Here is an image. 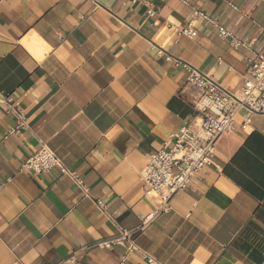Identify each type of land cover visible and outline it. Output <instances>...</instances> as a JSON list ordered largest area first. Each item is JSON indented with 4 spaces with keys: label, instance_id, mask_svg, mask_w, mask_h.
<instances>
[{
    "label": "crops",
    "instance_id": "obj_1",
    "mask_svg": "<svg viewBox=\"0 0 264 264\" xmlns=\"http://www.w3.org/2000/svg\"><path fill=\"white\" fill-rule=\"evenodd\" d=\"M0 0V264H264V114L241 111L215 166L134 237L100 248L155 214L142 171L198 115L187 68L237 93L247 59L264 58V0ZM251 44L234 49L202 18ZM249 120L247 130L241 126ZM48 148L88 188L25 161ZM97 201L106 205L99 210Z\"/></svg>",
    "mask_w": 264,
    "mask_h": 264
},
{
    "label": "built area",
    "instance_id": "obj_2",
    "mask_svg": "<svg viewBox=\"0 0 264 264\" xmlns=\"http://www.w3.org/2000/svg\"><path fill=\"white\" fill-rule=\"evenodd\" d=\"M135 2V0L133 1ZM202 18L219 31V37L228 42L234 49L251 50V44L238 39L234 34L216 24L204 13H194L193 19L186 28L177 29L179 36L194 38V23ZM189 82L199 89L194 101L198 115L194 120L182 127L177 133L171 135L164 143L162 149L151 155L141 177L145 183V195L158 200V210L142 221L137 230H121L119 234L110 240L102 241L96 246L106 249L115 246L125 249L124 261L131 253H138L135 243V235L149 224L159 213H166L171 209V202L175 195L191 188V181L197 177L204 168L219 165L215 164L217 144L221 137L236 129L237 118L241 111L264 114V58L255 54L254 58L247 59V70L244 74V85L240 91L233 93L224 89L221 85L199 73L187 68ZM16 118V125L10 131V135H17L27 130V117L20 105L12 97H6L0 101ZM249 120L241 128L247 130ZM24 169L35 175L48 174L58 169L62 176H68L88 195V188L83 179L75 172L66 167L61 159L50 149L43 148L35 155L29 157ZM2 186H0V189ZM97 207L106 213V205L102 201L96 202ZM82 252V251H80ZM80 252L74 253L60 264H79ZM149 264H156L148 259Z\"/></svg>",
    "mask_w": 264,
    "mask_h": 264
}]
</instances>
